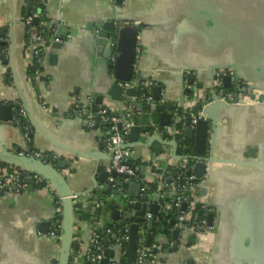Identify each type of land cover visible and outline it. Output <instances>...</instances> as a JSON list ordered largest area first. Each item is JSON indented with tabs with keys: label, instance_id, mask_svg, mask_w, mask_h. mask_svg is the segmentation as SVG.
I'll list each match as a JSON object with an SVG mask.
<instances>
[{
	"label": "crops",
	"instance_id": "1",
	"mask_svg": "<svg viewBox=\"0 0 264 264\" xmlns=\"http://www.w3.org/2000/svg\"><path fill=\"white\" fill-rule=\"evenodd\" d=\"M33 2L0 0L4 43L0 47L5 50L0 57V106L8 105L11 117L3 119L0 112V150L35 149L64 162L68 185L80 196L75 202L79 216L74 218V240L80 249L74 252L71 264H86L77 254L89 247L85 244L94 224L91 201L113 177H106V183L100 179L111 157L97 133L76 117L58 114L67 111L76 98L95 103L96 97H102L122 117L127 90H122V100L113 99L107 91L113 79L122 84L135 81L137 87L139 77L152 82L153 98V88L160 87V99L154 101L163 104L164 113L172 117L177 116L176 111L184 112L190 98L195 101L193 107L201 106V99L209 102L204 113L211 124L207 154L213 160L192 199L195 207L204 204L215 210L211 223L215 219L217 229L196 235L190 225H182L175 239L173 225L168 236L156 234L154 240L165 250L160 245L148 247L157 248L161 256L154 264H264V0H41L47 19L56 27L55 34L59 27L54 21L66 27L67 36L56 35L62 45L52 43L47 48L40 78L34 76L33 60L26 50L27 26L23 22ZM114 11L125 22H112L109 36L114 29L116 35L111 59L98 58L95 41L100 27L95 30L92 25L107 21ZM134 36L142 45V57L139 73L133 71L132 75ZM216 73L221 74L223 86V77L229 73L230 86L236 84V75L248 84L243 102L227 104L214 99L211 89ZM17 108L25 112L28 131L19 123ZM137 115L140 144L130 140L129 130L127 145L134 150L132 161L145 167L143 172L139 169L141 179L156 186L147 191L148 205L158 192L162 203L171 191L160 184L166 177L172 182L176 179L173 160L177 152L171 143L155 141L152 127L160 122L159 112L140 109ZM4 168L0 164V176ZM33 187L0 194V264H55L59 245L50 234L55 194L48 187ZM107 189L110 197L102 203L106 211L96 226L113 229L117 223L110 211L115 209V201L129 195L128 186L113 183ZM141 190L142 186L138 196L129 195V202L138 201ZM168 204V212L177 213ZM195 207L186 205L179 211L190 220L193 211L198 214ZM149 235L146 230L145 236ZM112 239L109 234L101 243L118 258Z\"/></svg>",
	"mask_w": 264,
	"mask_h": 264
},
{
	"label": "built area",
	"instance_id": "2",
	"mask_svg": "<svg viewBox=\"0 0 264 264\" xmlns=\"http://www.w3.org/2000/svg\"><path fill=\"white\" fill-rule=\"evenodd\" d=\"M42 3H38L34 8L30 11V13L24 18L23 22L27 26V46L26 50L30 53L32 57V68L34 69L35 77H42L44 75L43 67L45 63H47L48 54L47 48H49L52 43H61V39L58 38L55 34V28L47 19V16L44 12V8L42 7ZM36 22V23H34ZM115 35L116 29H114L110 36L108 37V47L112 48L115 45ZM2 39L0 38V44L2 43ZM5 52L4 49L0 47V57ZM142 57V45L140 40L136 37V45H135V54H134V62H133V71L139 73V61ZM113 60V59H112ZM232 75V73H229ZM229 75V76H230ZM237 84V83H236ZM235 84V85H236ZM151 81H141L138 87V92L135 97H131L130 101L125 102V111L122 117L115 116L111 114L112 108L110 105L105 103H101L95 106V110L92 107V103L87 101H83L79 98H76L71 107L65 111L62 115L59 113V117H76L82 123V125L92 131H95L97 135L100 137L102 143L105 146V149L109 154H111L110 164L106 167L107 172H116L119 176L123 177L125 180H129L131 182L141 183L143 191H149V183L143 181L139 174L140 166L135 164L131 159L133 157L134 150L132 147L127 146V134L130 128L133 125L137 124V106L136 103L142 104V109L145 113H150L151 107L154 105V100L151 95L152 88ZM123 90L126 88H135V81H130L122 84ZM136 87V88H137ZM247 89L245 83H241L237 89V91H231L225 89L222 82L221 74H215V80L213 82L212 91L215 93V96L221 101H227L233 99L235 95L243 96V93ZM193 102L188 99L186 103V108L184 112L179 115L175 121L169 127L160 128L157 125L153 126V134L158 135L163 142H171L175 141L177 146L181 148H186L182 145V139L184 137L185 132V122L188 118H191V125H195L198 120L206 119L203 108L205 107V100L201 99V109L195 114L192 112ZM148 106V110H145V107ZM19 115L25 119V112L23 109L19 108ZM25 131H28L29 126L26 121V125L24 126ZM20 155L32 156L37 159H41L44 162L48 163L49 155L39 150L30 151H19ZM204 157H210V155L206 154ZM173 160V169L176 170V179L172 182L169 181V178L166 179L160 184L161 187H165L171 191L170 195H172L169 201H165L160 203V212H168V203H172L174 208H176V224L175 227L181 228L182 221L185 220L184 213L179 211V207L183 203L188 206V209L191 205H194L192 194L193 191L198 187L202 181L196 175V164L199 160L193 159L190 160L187 156L184 155H176ZM113 179L110 178L109 181ZM14 185V192H22L30 185L39 186V187H48L59 200V206H56V213L51 221V230L50 234L53 237H57L59 239L60 231H61V220L58 219V216L62 215L61 211V201L58 197L56 191L53 186L49 183V181L39 175L34 173L31 170H27L20 167L7 166L4 168L2 175L0 176V191L3 189H9ZM191 191V192H190ZM78 195H73V201H76ZM92 206L94 207L95 217H97L98 209L101 207L103 201L100 197H95L91 201ZM135 202V201H130ZM149 203V201H148ZM168 204V205H167ZM201 205V204H200ZM204 215L201 217L200 214H193L191 217V229L194 234L202 235L203 233L213 232L217 229V223L215 219L213 223H208L206 220V216L210 213H213V217L215 218L216 213L212 207L202 204ZM196 208V207H195ZM62 217V216H61ZM150 217V214H146V219ZM96 224H94V228ZM59 233L56 235L55 231ZM146 228H140V235L137 240V248H136V256H135V264H154L160 259V254L154 252L153 249L148 248L144 245V236L146 233ZM127 230L125 233L120 234L116 233L110 227L104 228V234L109 236H113L115 238V249L118 251L119 257L114 258L108 256L103 244H100L99 236L92 232L89 241L93 243L92 248H86L83 252H79L84 261L90 262L91 264H98L101 259L104 257H108V264H117L120 262L121 258L126 257V243L128 240Z\"/></svg>",
	"mask_w": 264,
	"mask_h": 264
},
{
	"label": "water",
	"instance_id": "3",
	"mask_svg": "<svg viewBox=\"0 0 264 264\" xmlns=\"http://www.w3.org/2000/svg\"><path fill=\"white\" fill-rule=\"evenodd\" d=\"M118 2L122 3V0H118ZM114 21H123L125 22L120 16L116 15V11L112 14L111 18L107 19V21L103 23H97L96 26L92 25V27L97 30V27H100V29L97 32V38L95 41V44L97 45L96 49V55L98 58L106 57V59H111L113 55V49L107 46L108 43V37L110 30L112 28V22ZM54 24L58 25V32L56 33L57 36L59 37H66L67 36V29L64 25H61L60 22L54 21ZM91 27V25H89ZM137 36V35H136ZM4 45V43H1ZM62 45V43H53L54 47H59ZM135 45H136V37L134 36V41L132 45V50H131V70H132V75H133V62H134V54H135ZM109 64L113 66V61H110ZM234 70H236V67H232ZM192 72V71H189ZM137 75V74H136ZM139 76V74H138ZM187 78L190 80L191 76L190 74L187 75ZM224 86L228 88L230 86V78L229 76H224ZM144 79L139 77L138 80V86L140 85V82L143 81ZM238 75H236V80L235 83L239 81ZM129 80L128 82H130ZM191 82V81H190ZM203 87V85H199V88ZM252 87V86H251ZM123 87L122 83H118L116 79L112 80V84L110 88L107 91V94L110 95L113 99H118L122 100V93ZM126 92L128 95V98L123 99L125 101H130L132 94H133V88H126ZM154 90V98L153 100L160 99V87L155 86L153 88ZM138 90H136L137 94ZM213 93V92H212ZM247 91L243 93V96H238L235 95L233 99L227 100V101H221L219 100L216 96L215 93H213L214 99L217 101L227 103V104H237L243 102V98L246 96ZM259 100L262 102V97H259ZM103 102V98L101 97H96L95 103H92V107L95 110V106L97 104H101ZM209 102L204 103L205 107L203 108V111L205 112L206 107L208 106ZM136 106L139 107L142 110V104L136 103ZM164 108L165 106L163 104H157L154 101V105L150 109V113L153 114L155 112L160 113V122L157 125L160 128L164 127H169L171 124L172 120H175L180 114L183 113L182 110L176 111V115L172 117L171 114H166L164 113ZM201 109V106L199 103L195 105L194 107L192 106V112L197 113ZM0 112L2 115L3 119H10V107L8 105H2L0 106ZM124 113V112H123ZM149 113V114H150ZM15 114L19 116V109L17 108L15 110ZM111 114L115 116H119V113H116L114 111L111 112ZM139 120V117H138ZM19 123L21 125V120L19 119ZM186 128L184 132V137L188 139H194V150L198 154L197 157L193 158L196 160H199L198 163L196 164V175L199 179H202L200 185L203 183V177L205 175V171L208 167L209 162L213 160L212 154L210 153V157H204V155L207 154L209 146H208V138H209V128H210V122L209 119H200L197 121V123L194 125V127H191V118H188L185 122ZM149 127H146L145 129L148 130ZM153 128V127H152ZM141 130V123L139 120V123L136 125H133L130 128V140L134 141L136 143H139L138 141V136ZM21 134L24 135L23 131L20 130ZM155 136V141H158L159 143H163L162 139L158 135ZM165 143V142H164ZM171 143L170 145H173L174 148V153H176L177 149V143L175 141L169 142ZM103 144V143H102ZM140 144V143H139ZM128 147H131L127 145ZM158 148V147H157ZM156 148V150H157ZM31 149H29L30 151ZM211 150V149H210ZM209 150V151H210ZM20 149H17L15 151L9 150V149H2L0 150V164H5L7 166H13V167H20L24 168L27 170H31L36 174H39L43 177H45L49 183L53 186L54 190L56 191L58 197L60 198V205H61V211H62V217H61V231H60V236L58 239V245H59V251L58 255L56 258V264H71L72 262V257L74 255V252L80 249V243L78 241L74 240V218L78 217V214H75L76 210V201H73L72 196L73 195H78L74 193L66 180V177L64 174L60 172L58 167L60 168H65L64 162H60L58 167H54L50 163H46L41 159L34 158L32 156H26V155H20L19 154ZM111 157V154H109ZM132 160V159H131ZM145 169L144 166L140 167V171L143 172ZM174 170V169H173ZM174 173H176V170H174ZM113 177L112 181L107 183V187L110 188L113 183H117L120 186L127 185L128 186V194L129 195H137L138 192L141 189V185L136 183V182H131L127 180H119L118 179V174L116 172H105L101 174L100 179L105 181L106 183V177ZM172 178V177H171ZM106 187V189H107ZM33 185L29 186V189H33ZM10 190H15V186L12 185L10 187ZM105 190V189H104ZM9 189H3L0 191V194L4 195L7 193ZM97 192H100V189H98ZM191 192V191H190ZM113 193H119L117 191H114ZM141 195L135 203L129 202V195L126 197L124 196L125 193H122L125 199H123L121 202L115 201L113 206L115 209H111L110 217L111 219L115 220L117 225L120 226V234L125 233V230L127 228V235H128V240L126 243V257H125V264H135V256H136V248H137V240L140 235V228L146 227V225L152 224L153 220L155 219L156 215L160 212V194L161 193H153L152 196L155 199V201L148 205L149 201V192L142 191L141 190ZM120 194V193H119ZM118 194V195H119ZM80 197V196H79ZM182 209H186V204L183 203L181 205ZM90 208L92 209L93 207L90 205ZM106 206L101 205V209L97 213V217H95V212L94 209H92L93 217L91 220L96 224V222L100 221V218L103 217L105 211H106ZM172 209L174 211V206H172ZM150 214V217L146 219V214ZM194 214V211L192 212ZM213 213H210L207 217L208 223H211L213 220ZM176 218L172 219L171 222L172 224H176ZM94 224L91 226L92 232H95L99 236L100 244L101 240L105 241L106 239L108 240V236L104 234V228L101 226H96L94 228ZM183 225H191V219L190 220H183L182 221ZM45 226V224L43 225ZM110 226V225H109ZM183 228H175L172 231V236L175 239H178L180 236V231H182ZM91 236V235H90ZM90 237L87 239V242L85 245L88 248H92L94 245L89 241ZM149 236L144 237V245L149 247ZM112 242L115 243V238L112 239ZM177 244H173V248H176ZM154 252H157L158 249L154 248ZM78 257H82V255L79 253L77 254ZM110 257L113 256V252L110 253ZM108 257H104L103 259L100 260L99 264H108ZM86 264H91L90 262H86ZM117 264H121L118 262Z\"/></svg>",
	"mask_w": 264,
	"mask_h": 264
},
{
	"label": "trees",
	"instance_id": "4",
	"mask_svg": "<svg viewBox=\"0 0 264 264\" xmlns=\"http://www.w3.org/2000/svg\"><path fill=\"white\" fill-rule=\"evenodd\" d=\"M39 2L41 3V0H34L33 5L34 6L35 5L37 6V4ZM34 6H33V8H34ZM234 87H235V85L234 86L231 85V86H229L228 88H225V89L234 91V89H235ZM148 109H149L148 106H146L145 107V110H148ZM139 110H140V108L138 107L137 108V111H139ZM21 124H22V127H23L24 132H25L24 126L26 125V120L24 118H22V117H21ZM182 145H184L186 148L184 149V148H181L180 146H177L176 152H177L178 155L187 156L190 160H193V158H195V157L198 156V154L194 150V142H193L192 139H188V138L183 137V139H182ZM47 154L49 155L48 163H50L51 165H53L54 167L57 168L58 165H59V163H60V161L57 158L51 156L49 153H47ZM1 165L4 166V167H7V165H5V164H2L1 163ZM58 169L63 174L64 173V170L66 168H60V167H58ZM158 172H159V170H155L154 173H158ZM149 185H150V190L151 189L153 190L156 187L154 183H149ZM110 192L111 191L108 190V189H105V190L99 192V197L101 198V200L103 202L104 201L106 202V199L108 197H110V194H111ZM54 197H55V200H56V206H59V200H58V198L56 197V195H54ZM171 197H172V195H169L168 197H166L163 200V202L165 203V201H169L171 199ZM196 211L200 214L201 217L204 215L203 208H202L201 205H197L196 206ZM176 215H177V213H175V212H172V213H170V212H159L156 215L155 219L153 220L152 224L146 225L145 228L147 229V232L150 233V235H149L150 236L149 246L160 245V244H158L154 240L156 234L157 235H159V234H165L166 236L169 235V233L172 231L171 228H173V225H174V224H172L171 220L174 219V218H176ZM58 219L61 220V216H58ZM113 230L116 233H118L120 231V226H118L117 224H115L113 226ZM58 233L59 232L56 230L55 231V234L57 235ZM56 238H58V236ZM109 242H111V241L109 240ZM159 247H161L160 249L162 251H163V249L165 250V247L163 245H160ZM104 248L106 250V253H108V255H109L110 254V251L108 249H106L107 248V245L104 246ZM120 263L121 264H125V258H121L120 259ZM55 264H56V260H55Z\"/></svg>",
	"mask_w": 264,
	"mask_h": 264
},
{
	"label": "flooded vegetation",
	"instance_id": "5",
	"mask_svg": "<svg viewBox=\"0 0 264 264\" xmlns=\"http://www.w3.org/2000/svg\"><path fill=\"white\" fill-rule=\"evenodd\" d=\"M241 83H245L246 84V87H248V84L246 83V82H243V81H241V80H239L238 82H237V84L235 85V91H237V89H238V87H239V85L241 84Z\"/></svg>",
	"mask_w": 264,
	"mask_h": 264
}]
</instances>
